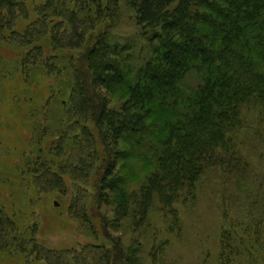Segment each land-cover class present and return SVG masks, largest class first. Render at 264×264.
Wrapping results in <instances>:
<instances>
[{
  "label": "trees",
  "instance_id": "obj_1",
  "mask_svg": "<svg viewBox=\"0 0 264 264\" xmlns=\"http://www.w3.org/2000/svg\"><path fill=\"white\" fill-rule=\"evenodd\" d=\"M126 2L139 40L121 41L110 25L86 39L105 19V0H45L23 32L15 28L25 4L0 0V43L32 48L22 74L72 75L55 96L60 122L37 119L20 180L27 192L72 193L76 219L90 221L91 188L92 209L113 213L104 228L128 222L143 231L158 214L169 232L180 227L178 208L195 205L209 181L222 222L219 264H264V0ZM119 88L128 97L111 106ZM129 161L144 165L142 178L134 171L139 190L121 174ZM10 214L0 207V263L19 251L46 264H143L139 243L125 249L108 233L111 249L85 247L72 257L49 251L35 239L37 226L26 237Z\"/></svg>",
  "mask_w": 264,
  "mask_h": 264
},
{
  "label": "rangeland",
  "instance_id": "obj_2",
  "mask_svg": "<svg viewBox=\"0 0 264 264\" xmlns=\"http://www.w3.org/2000/svg\"><path fill=\"white\" fill-rule=\"evenodd\" d=\"M44 1L20 0L25 4L27 14L18 17L16 31L23 32L36 23L39 17L37 10ZM104 6L105 19L94 22V30L87 32V40L95 36L101 27L108 25L111 33L121 41L136 37L140 39L135 14L126 0H105ZM139 45L145 47L143 40ZM31 51L32 48L0 43V207H4L9 214L11 212V216L14 214L13 218L25 236H31V231L37 226L35 239L41 247L53 252L67 251L71 256L80 254L85 247L87 251L103 245L105 249H111L106 237L108 233L110 237L118 238L125 249L134 246L135 241L139 243L143 264H219L222 222L217 206V192L209 181H204L198 187L195 205L178 208L181 224L172 232H169L158 214L152 216L150 226L143 231H134L128 222L123 223L117 231L104 228L103 221L113 223V213L109 206L99 211L92 209L94 198L91 196V188L87 189L88 199L85 201L89 222L80 216L76 219L71 214L72 193L62 197L58 192L39 194L30 188L26 191L28 185L20 180L19 168L25 155L35 149V146L32 148V142L33 134L39 131L37 119L41 122L44 116L50 120L47 124L50 126L57 118L60 122L55 96L59 89H68L72 82L68 70L62 76L47 77L44 71L35 68L30 75L22 74L21 60L30 55ZM127 97L125 88L116 89L109 96L111 106L119 107ZM253 122L254 119L249 120L254 126ZM56 127L62 129V125ZM87 128L96 133L95 125L90 123ZM52 140L57 141L58 136L53 135ZM134 171L142 178L144 165L129 161L121 174L127 177L131 189L139 190L140 182L134 179ZM67 184L72 186L70 182ZM161 244H164L162 252L152 257L154 248L158 250ZM0 264L46 263L22 256L18 251L2 256Z\"/></svg>",
  "mask_w": 264,
  "mask_h": 264
},
{
  "label": "water",
  "instance_id": "obj_3",
  "mask_svg": "<svg viewBox=\"0 0 264 264\" xmlns=\"http://www.w3.org/2000/svg\"><path fill=\"white\" fill-rule=\"evenodd\" d=\"M63 106H66V101L63 102ZM56 206H58V205L56 204Z\"/></svg>",
  "mask_w": 264,
  "mask_h": 264
}]
</instances>
